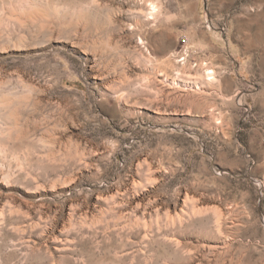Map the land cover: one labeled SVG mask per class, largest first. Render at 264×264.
I'll use <instances>...</instances> for the list:
<instances>
[{"label":"rangeland","instance_id":"1","mask_svg":"<svg viewBox=\"0 0 264 264\" xmlns=\"http://www.w3.org/2000/svg\"><path fill=\"white\" fill-rule=\"evenodd\" d=\"M3 97L0 264H264V0H0Z\"/></svg>","mask_w":264,"mask_h":264},{"label":"bare ground","instance_id":"2","mask_svg":"<svg viewBox=\"0 0 264 264\" xmlns=\"http://www.w3.org/2000/svg\"><path fill=\"white\" fill-rule=\"evenodd\" d=\"M36 3V2H35ZM47 3V2H46ZM148 6H150L149 8V11L147 12V14H145V15H143V18H145L146 17V19L147 20H149V21H153V20H156L157 19V17H158V15H159V11L157 10V7H158V3L156 4L154 1H149V3H148ZM38 8V7H37ZM50 7H49V5L46 7V8H39L38 9V12H43V11H47V9H49ZM36 11H34L33 13H35ZM76 12V11H75ZM63 13V12H62ZM65 13V12H64ZM32 14V13H31ZM29 15V14H28ZM212 73H213V71H209L208 72V76H210V79H212ZM214 75V74H213ZM213 79H214V77H213ZM208 82V81H207ZM15 94V93H14ZM12 96H14V95H12L11 94V96L10 97H12ZM18 96V95H17ZM16 96V97H17ZM21 96V95H20ZM20 96H18L19 98H20ZM11 99H16V98H11ZM9 97L7 98V97H3L2 99H0V106H3L5 109L6 108H10L13 104H12V102H14V101H17L18 102V99L17 100H11ZM21 99H23V98H20V100ZM19 100V101H20ZM21 102H22V105H23V102H25V100H21ZM17 104V103H16ZM20 104V103H19ZM25 105V104H24ZM13 108V107H12ZM11 109V108H10ZM14 109V110H13ZM13 109H11L10 110V114H8L9 115V117H10V115H11V118L13 117L14 119L13 120H15V121H13V122H15V125L16 126H18L16 123H18L19 121L17 120L18 119V114H17V110L15 111V108H13ZM5 112V111H4ZM5 118H6V116H5ZM10 120V119H9ZM18 121V122H17ZM4 122L5 121H3V124H4ZM8 124V123H7ZM12 126H13V124H12ZM6 127V126H5ZM3 129V128H2ZM3 133V132H2Z\"/></svg>","mask_w":264,"mask_h":264}]
</instances>
